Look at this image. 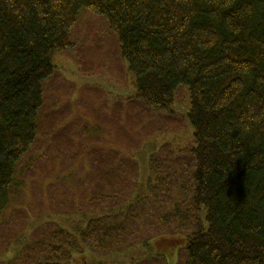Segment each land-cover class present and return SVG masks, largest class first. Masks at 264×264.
Returning a JSON list of instances; mask_svg holds the SVG:
<instances>
[{"label":"trees","instance_id":"trees-1","mask_svg":"<svg viewBox=\"0 0 264 264\" xmlns=\"http://www.w3.org/2000/svg\"><path fill=\"white\" fill-rule=\"evenodd\" d=\"M82 8L106 18L141 103L172 113L185 87L194 145L173 159L153 153L142 185L135 157L154 135L142 127L150 113L124 100L114 116L122 123L124 108L139 120L125 133L114 122L127 152L96 151L79 203L68 204L98 215L76 233L42 223L18 264H69L86 247L106 256L162 235L165 251L178 242L174 264H264V0H0V234L15 171L47 119L54 56L74 47Z\"/></svg>","mask_w":264,"mask_h":264},{"label":"rangeland","instance_id":"rangeland-1","mask_svg":"<svg viewBox=\"0 0 264 264\" xmlns=\"http://www.w3.org/2000/svg\"><path fill=\"white\" fill-rule=\"evenodd\" d=\"M71 41L72 50L54 56L56 73L47 84L42 112L47 119L45 123L41 121L36 142L15 171L11 197L1 220L0 264H18L17 258L33 246V233L42 223L53 222L76 233L87 219L98 215L74 212L68 204L72 199L79 203L83 171L93 170L92 162L96 160L90 159L96 151L109 147L127 152L122 144L116 145L119 138L114 122L117 127L122 124L125 133L132 126L126 120H139L124 108L122 123L114 116L116 106L126 107L124 100H132L138 110L150 113L143 119L142 127L154 135L140 143L135 157L142 185L150 176L153 153L161 152L163 157L173 159L174 150H187L194 145L192 129L185 118L189 101L185 87L181 85L176 91L172 113L141 103L135 96L126 62L119 56L116 36L109 31L104 16L82 8ZM139 130L140 127L134 129ZM164 170L167 174L172 171ZM18 213L25 215L21 216L24 224L12 228L10 223L17 220L14 218ZM163 236L106 256H98L86 247L77 250L69 264H127L146 257L148 251L166 255L167 262L174 264L178 259V242L165 251L163 248L167 250L171 241Z\"/></svg>","mask_w":264,"mask_h":264}]
</instances>
